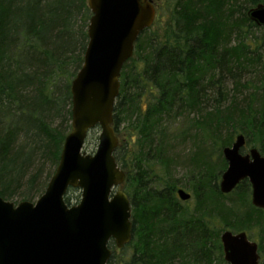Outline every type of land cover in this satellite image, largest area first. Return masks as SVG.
I'll return each instance as SVG.
<instances>
[{
  "label": "trees",
  "instance_id": "trees-1",
  "mask_svg": "<svg viewBox=\"0 0 264 264\" xmlns=\"http://www.w3.org/2000/svg\"><path fill=\"white\" fill-rule=\"evenodd\" d=\"M179 1L164 34L144 31L122 70L115 158L126 174L133 239L122 250L113 243L108 264H223L218 221L223 232L256 236L258 227L264 264V210L250 207L249 213L245 201L221 202L250 190L249 181L224 195L219 174L210 184L203 165L190 160L198 175L191 184L195 192L201 196L208 186L216 192V199L190 211L165 180L182 163L168 148L171 130L187 116H196L190 125L196 123L201 140L226 148V141L219 142L223 132L244 135L248 147L264 156V28L248 17L264 0ZM91 18L88 0H0V196L7 201L34 202L56 172L72 129L71 87L84 63ZM233 36L238 46L231 45ZM227 78L249 93L242 99L227 93ZM156 167L164 178L155 176Z\"/></svg>",
  "mask_w": 264,
  "mask_h": 264
},
{
  "label": "water",
  "instance_id": "water-1",
  "mask_svg": "<svg viewBox=\"0 0 264 264\" xmlns=\"http://www.w3.org/2000/svg\"><path fill=\"white\" fill-rule=\"evenodd\" d=\"M92 13L84 63L72 82V129L59 165L46 191L36 201L14 203L0 196V264H108L110 247L124 249L133 239L132 207L117 187L126 174L115 152L120 144L114 110L124 65L133 57L141 34L156 19L153 0H88ZM264 28V4L248 12ZM101 128L94 155L84 152L89 133ZM244 135L223 149L228 167L219 188L229 195L244 181L252 187V205L264 210V156L252 148L244 154ZM72 188L82 191L81 202L69 206ZM181 202L192 195L177 190ZM228 264H260L259 246L246 232L221 235Z\"/></svg>",
  "mask_w": 264,
  "mask_h": 264
},
{
  "label": "rangeland",
  "instance_id": "rangeland-1",
  "mask_svg": "<svg viewBox=\"0 0 264 264\" xmlns=\"http://www.w3.org/2000/svg\"><path fill=\"white\" fill-rule=\"evenodd\" d=\"M153 1L155 4V7H156V19H155L153 26L151 27L152 28L151 34H153V35L157 34L158 36H162L164 34V30H165L166 26L173 23V21L175 20V17L172 14H173L175 7L178 5V3L180 1L179 0H153ZM242 4L245 5V7L247 6L246 2H244V1L242 2ZM262 4H264V2ZM180 6L185 9V6L188 7L189 4L187 2H185L182 5L180 4ZM252 8H254V7H252ZM236 16H239V14L237 13ZM236 41H237V37L233 36L231 39V45L232 46H238V43H236ZM261 53L264 55V49L261 51ZM262 61H263V59L261 60V62ZM253 78H254V75H253ZM226 81H227L226 87H224V90L227 91V93H229V94L231 93L232 96L236 95L238 92V93H240V97L242 99L245 95H247L249 93L248 90L245 88V86L242 87V89H239L237 91V88H234V86L232 85L233 81L231 80V78H227ZM213 95H218V92L217 91L214 92ZM227 101H229V100H227ZM213 103H214V97L212 98V100L210 102H208V106L212 105ZM187 117H189L188 121L183 122V120H182L183 118H180L174 124L173 129L171 130L173 135L171 136L169 143H171L173 149L171 148L170 144H169L168 148L171 150V153L174 152V154H176V155L180 154V157L182 156V158H181L182 163L179 162V163H176L175 165H173L172 171H170L171 176L167 175L165 180L170 181L172 184H174L176 186V189L184 188L185 190H187L192 195L193 198L190 200V202H187L184 205L190 211H193L195 209L196 205L199 204L201 201H202V204H206L207 200H209V202H211L214 199H216V192H215V190H213L212 186H208L206 191H205V192H207L208 197L204 196L205 192L201 196L195 192L193 187H191V184H192V182L195 181L196 176H198V175H197V173H192V171H191L192 166L197 167L196 162H198L199 165L202 164L203 166H202L201 170L208 173L210 184L217 180V174H219V180H218V185H219L221 182L222 174L227 169L228 164H227V161L225 160L224 155H223V148L224 147H221L220 144L215 145L214 140L213 141H206V142L203 141V139L201 140L200 133L197 130L196 123L194 122V127H193V125H190V122L193 121L194 118H196V116L192 115V116H187ZM127 122L128 121H126L125 125H124L125 129H124L123 135H125V136L128 133L127 130H129V128H130V127H127V124H126ZM184 125L186 126V128ZM182 126L185 130L187 129L186 134L185 133L183 134L181 132V131H184V129H181ZM176 128H177V131H176ZM227 132L228 131H225L222 133V139H221L222 141L219 140V142L221 143L223 141H226L227 142L226 146L229 147V146H232V144L235 142L236 137L230 138L231 134L229 133L227 135ZM100 134H101V128L100 127L93 129L89 133L87 140H86V143H85L84 152H86L87 154H90V155H94L97 152V149L99 146ZM228 142H230V144ZM251 148L252 147H248V145L246 144L245 148L243 149V153L244 154L249 153ZM133 153H134V151H133ZM204 156L206 158H204ZM183 157H185V159H183ZM190 160H192V161L194 160L191 168H190V165H191ZM183 162H185V163L187 162V164H184ZM159 175H161L164 178L165 173L162 170H160L158 167H156L155 168V176H159ZM119 190L124 192L125 191V184H122L120 187H117L114 190V193H116ZM38 199L39 198H37L34 202H36ZM66 199L69 200V206H76L81 202L82 191L80 189L72 188L68 191V193L66 195ZM236 201H238L240 204L245 201L247 204L245 205L242 203V205H244L246 207V211H248L250 213L252 211L251 208L252 209L255 208L252 205V187L248 191H246V188L244 190L239 189L235 194L229 195V198H223L222 197V199H221V202L224 203L226 206L233 204V202H236ZM12 202L16 203V200H13ZM182 204H183V202H182ZM132 221H133V211H132ZM215 226H216L215 228L221 232L220 237H219L220 241H221V235L223 234V230L225 227H224L223 223H221V221L216 222ZM257 228L255 229V232H254V234L257 233L256 236L253 234L252 235L249 234L248 236H249L251 241H255L258 244L259 243V239H258L259 238L258 237L259 229H257ZM112 244L113 243H111L110 247L112 246ZM223 254H224V252H223ZM222 259L224 262L223 264H228L224 260V255H223ZM261 261H262V259L260 260V263H261ZM213 264H221V263L217 260Z\"/></svg>",
  "mask_w": 264,
  "mask_h": 264
}]
</instances>
